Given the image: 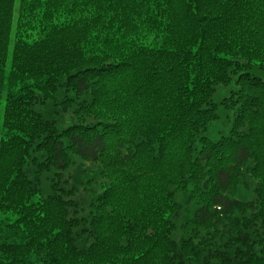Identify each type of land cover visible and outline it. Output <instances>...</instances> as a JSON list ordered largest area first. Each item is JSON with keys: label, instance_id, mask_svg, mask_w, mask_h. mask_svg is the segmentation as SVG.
Returning <instances> with one entry per match:
<instances>
[{"label": "trees", "instance_id": "1", "mask_svg": "<svg viewBox=\"0 0 264 264\" xmlns=\"http://www.w3.org/2000/svg\"><path fill=\"white\" fill-rule=\"evenodd\" d=\"M0 212V264H264V0H0Z\"/></svg>", "mask_w": 264, "mask_h": 264}, {"label": "rangeland", "instance_id": "2", "mask_svg": "<svg viewBox=\"0 0 264 264\" xmlns=\"http://www.w3.org/2000/svg\"><path fill=\"white\" fill-rule=\"evenodd\" d=\"M227 91L228 89L227 88H220L218 93L216 94V99H219L221 98L222 96H224L225 94H227ZM222 115H224L223 113H221ZM223 118V116H222ZM223 123L222 121L217 123V126H221ZM220 135V132H219V127H216L215 129V132H214V136H212L213 138H218ZM6 216H9L11 220H13L15 218V216L11 213H3V212H0V219L2 218H5Z\"/></svg>", "mask_w": 264, "mask_h": 264}]
</instances>
